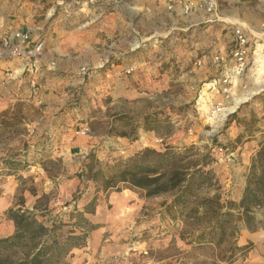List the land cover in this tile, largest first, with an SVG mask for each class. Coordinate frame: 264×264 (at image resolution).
<instances>
[{
  "label": "rangeland",
  "instance_id": "374dc122",
  "mask_svg": "<svg viewBox=\"0 0 264 264\" xmlns=\"http://www.w3.org/2000/svg\"><path fill=\"white\" fill-rule=\"evenodd\" d=\"M147 1L0 0L2 22H6L8 18L9 21L15 20V23L10 22L12 26L2 39L20 28L30 34L31 29L37 28L44 43L43 35L47 30L51 32L56 29L53 31L56 34L63 29L66 32L63 39L68 42L77 40L83 47L85 42L97 45L96 40L100 39L101 34L107 45L110 41H115L118 51L124 52L126 46L128 49L131 46L134 48L131 52L128 51V55L125 53L114 58L113 66L108 59L107 67L105 66L112 70L117 64L127 65L119 73L133 76L132 92L123 93L115 102L109 100L108 96L105 100H94L93 88H90V97L87 100L76 101L78 113L64 116L73 136L86 138L87 141L95 140V147L75 157L73 154L64 156V160L60 157L52 159L50 156L53 154L42 153L37 161L43 170L36 171L25 179L18 176L13 200L17 201L25 190L36 192L40 197L45 194L46 197L38 203L45 204L48 208L46 216L41 220L53 218L66 224L62 230H68L71 225L80 224L74 208L82 210L96 198L95 209L98 207L100 210L92 220H97L98 223L90 222L95 228H103L91 237L90 231L93 229L86 226L89 229L86 243L90 236L88 247L82 250L81 247L73 248L61 260L50 264H264V204H250L249 211L240 215H220L221 206L216 195L231 192L232 187L229 183L223 184L213 168L219 162L213 150L226 154L242 147L254 137L258 130L257 122L264 118L259 113L258 106L261 102L264 111V90L253 95L237 112L228 114L221 121L207 119L213 100L200 102L199 109L196 100L192 99L195 91L208 95L218 86L216 77L220 67L215 57H222L232 45L233 28H242L248 38L253 36V29L249 30L243 25H247L244 22L249 20L252 23L259 19L264 21V0H214L217 11L224 12L230 17L229 20L233 19V25L231 22L214 25L199 22L185 31L179 26L176 35L150 38L148 37L155 32L158 25L149 23L145 16ZM162 1L167 11L174 10L172 8L179 3L182 4L184 14L191 10L185 9L182 3L184 0H174L177 1L176 4L172 3L173 0ZM205 1L186 0V5L190 6L191 2L196 10L211 13L212 11L206 9ZM19 8L21 9L18 12ZM165 27L169 30L172 25ZM262 28L264 29V24ZM189 33L190 37L187 36ZM181 36L186 39H181ZM249 43L254 59L253 64H250L253 67L252 74L257 77L255 81H264V37L262 40H250ZM106 44L104 48L107 47ZM158 45L161 51L158 50ZM255 49L261 51L257 58ZM79 51L81 56L93 54V50L87 47ZM159 56L162 61L158 65ZM143 60H149L152 69L142 70ZM91 62L89 57L88 63L82 69L92 73L94 66ZM259 76L261 80H258ZM130 98H133L132 104L126 102ZM225 109L229 110L228 107ZM246 110L247 114L242 115V111ZM40 112V109L30 110L26 106L20 110V117L24 119L29 113L34 116ZM17 117L16 115V122ZM82 129H85V134L79 132ZM47 140L45 138L43 143ZM27 145L28 143H24L20 146L25 148ZM168 146L174 149L168 151L173 153L165 158L166 161L175 162L181 167L194 165L189 169L190 175L186 177L183 186L174 190L185 198L182 206L183 223L180 228L175 226L179 229L182 243L171 240L167 245H148L143 239L147 238L145 233L150 231L149 228L134 232L135 226L140 227L143 221H150L142 216L148 214L145 205L139 208L141 215L135 217L134 222L133 209L126 206L129 188L104 190L102 176H107L118 160L133 159L155 164L160 159L158 156L150 154L143 158L141 151L148 148L164 152ZM0 147L7 150L5 154L9 157L7 161L10 164L15 161L12 158H20L17 156L22 152L11 151L4 131L0 132ZM17 162L21 165L28 163L26 160ZM233 163L236 167L241 166L242 159L236 156ZM251 163L252 159L250 167ZM250 167L245 172L247 176ZM87 168L101 169L103 173L95 182L87 179L86 174L81 175L82 170L86 172ZM61 175L65 177V184L61 182ZM2 181L3 177L0 176V184ZM129 190L144 192L142 189ZM197 206H202L204 211H199ZM228 206L235 208L232 201H229ZM1 219L3 214L0 213V223ZM196 230L202 238L204 233H212L211 237L217 238L219 242L215 245L193 243ZM0 251L5 253L3 249Z\"/></svg>",
  "mask_w": 264,
  "mask_h": 264
},
{
  "label": "crops",
  "instance_id": "0c3cea01",
  "mask_svg": "<svg viewBox=\"0 0 264 264\" xmlns=\"http://www.w3.org/2000/svg\"><path fill=\"white\" fill-rule=\"evenodd\" d=\"M155 1L156 0L147 1V14L145 16L147 20H149V23L151 22L152 24L158 25L154 30L155 32L148 38L160 37L161 35L167 34L176 35V30L179 26L183 27L185 31L199 22H205V24L211 25L220 24V22H225V24L231 22L232 25L235 23L233 19L229 20L230 17H227L224 12L220 10L217 11L216 7L209 13L204 10H196L194 6H191L192 4L190 2L188 9L191 10L188 14H184L181 9V3L175 5L172 8L174 10L167 11L162 0ZM176 2L177 1L174 0L172 1L173 4H176ZM182 3L186 5L187 2L184 0ZM20 9L21 8L17 9V11L19 12ZM8 19L6 22H2V17H0V132L4 131V135L8 136V147H11V151L22 152L17 156L20 158L15 157L11 160L21 162L26 160L28 163L21 168L12 166L7 161L9 158L5 154L7 150L5 151L0 147V172H4V174L0 173V176L3 177V181L0 184V213L3 214V219H1L2 223H0V238L12 235L15 230L13 221L7 218L5 212L16 202V200H13V195L18 185L17 178L21 176L25 179L32 176L36 171L43 170L42 165L37 161L42 153L47 152L53 154L50 156L52 159H55L54 157H60L64 160V156L69 157V154H73L75 157V155H81L89 151L91 147H95L96 144H93L95 140L87 141L86 138L73 136L69 124L64 121V116H68V114L76 115L78 113L76 101L87 100V97H90V88H93L92 93L95 95L94 100H105V97L108 96L109 100H115V102L119 100L118 97L123 93L128 94L134 90V85L131 83L133 76L119 73V71L127 65L123 66L117 64L112 70L106 69L108 59L112 63L111 66H113L114 58L124 55L125 53L128 55V51L131 52L134 49L131 46L132 44L130 45L131 48L128 49V46H126V50L121 52L118 51L119 48L115 41H110L109 45H107L106 40L102 39L100 34V39L96 40L97 45H89L85 42V46L83 47L81 42L77 40L68 42L63 39L66 35L63 29L59 30L56 34H53V31H56V29H52L51 32L47 30L45 35H43L44 43L42 51L39 52L35 58H32L34 56L13 57L5 51L1 41L3 36L6 35L5 33L8 32L9 28L12 26L11 24L15 23V20L9 21ZM244 23L248 25H243L244 28H248L249 30L253 29V36H249L250 40L257 41L263 39L264 29L262 28V24H264V21H262V19L253 23L250 22V20ZM169 24L172 25V27L167 30L165 26ZM236 25H239V23ZM20 30L22 29L20 28ZM31 31L32 35L30 34V38L22 43L26 48L33 47L41 34L37 28H34V30L31 29ZM187 36L190 37L191 33ZM175 38L178 39V37ZM180 38L186 39L184 36ZM104 44H106L107 49L103 47ZM86 47L92 49L93 54H90V56H81L82 54L79 53V50L81 48L85 49ZM136 47H138V45ZM157 48L159 51L162 50L160 45H158ZM260 52L255 49L254 53H256V58L260 55ZM262 52H264V50ZM148 53L146 54L147 56ZM226 53L227 52L223 53V56ZM89 57L94 66L92 73L82 69V67H84L83 65L88 63ZM161 61L159 56L158 65ZM262 61L264 63V57ZM253 62L254 59L252 64ZM217 65L220 67V71L216 79L220 78L224 72L222 62H217ZM152 67L153 66L149 65V60H143L142 70H149L152 69ZM252 72L253 67L250 66L245 73L236 80L232 88L233 96L231 99L224 102V108L231 106L236 97L243 96L244 98L242 100L244 101L238 103L232 110H228V112H237L241 105L248 103L249 98L264 90V83H257L255 81L257 77L253 75ZM146 73H148V71H146ZM196 77L198 78V75H196ZM143 79H146V77ZM216 79L214 78V80ZM258 80H261V76L258 77ZM143 93L147 94L146 92ZM218 98H220V94L216 88H213L208 95L197 90L192 97V99L196 100L195 103L197 106L201 104L200 102L205 100H213L214 103ZM142 100H144V98ZM126 102L132 104L133 98H130ZM26 106H28L30 110L40 109L41 112L39 115L37 113L34 116L29 113L27 118L21 119L20 110ZM258 106L260 110L259 113L263 116L264 111H262L263 106L261 102H259ZM198 108L201 109L200 106H198ZM243 114H247V110L244 112L242 111V115ZM16 115L18 116L17 122ZM232 121H234V119ZM256 128H258V130L255 132L252 140L245 142L242 147H238L234 151L226 154L218 153L213 150V152L216 153V159L219 161L215 163L216 165L213 166V168L220 177L221 182L223 184L229 183L232 187L231 192L229 191L216 195V197H219L218 201L221 206L219 209L220 215H229V213L242 214L243 210L240 206V201L246 183L247 175L245 172L249 170L251 159H253L257 152L264 146V118H261L260 121L257 122ZM96 137L97 136H94V138ZM45 138H48V140L43 143ZM24 143H28V145L22 148L20 145ZM218 150H220V148H218ZM236 156L242 159L241 166L238 165L236 167V165H234L233 159H235ZM64 180L65 177L61 175V182H63V184H65ZM128 191V204L126 206L133 209L132 220L134 219V222L136 221L135 217L141 215L139 214V208L143 204L146 207L145 210H148V214H142V216L149 218L150 221H143L140 227L135 226L134 228L135 233L140 229L149 228L150 231L145 233L147 238L143 239L144 243L148 245L152 243L167 245V242L171 240L182 243L179 229L175 227L178 226L180 228L183 223L184 213L182 206L185 198L183 199L182 195L174 190L153 196H146L145 192L139 193L129 189ZM211 195L214 194L211 193ZM23 197L25 199V208L30 213L38 214L37 210H33V206L40 196L37 195L36 192L31 193L30 190H25ZM229 201L233 202L235 208L231 209L228 206ZM129 203L131 205H129ZM197 208L199 211H204L202 206L201 208L197 206ZM99 210L100 209L97 207L94 213L87 215L89 221H93L95 224L98 223L97 220L92 219L98 214ZM44 216L46 215H39V219L41 220ZM154 223L155 225L153 226ZM131 226H133V224ZM102 228L103 227H96L91 230L90 236L93 237L92 234L97 233L99 229ZM242 228L244 230L245 226L243 225ZM208 234L209 233H204L202 238L200 237L201 234H199V231L196 230L192 242L209 245H215L219 242L217 238L213 239L211 237L212 233L210 235ZM90 236L86 243L87 246L81 247V250L88 247Z\"/></svg>",
  "mask_w": 264,
  "mask_h": 264
},
{
  "label": "trees",
  "instance_id": "16d2710c",
  "mask_svg": "<svg viewBox=\"0 0 264 264\" xmlns=\"http://www.w3.org/2000/svg\"><path fill=\"white\" fill-rule=\"evenodd\" d=\"M173 149L174 147L168 146L164 152L148 148L141 151L140 155H143V158L150 154L158 156L160 159L155 164L133 159L118 160L110 168L109 174L102 176V188L104 190L115 188L117 191L121 187L142 189L146 196H153L182 187L186 177L190 175L189 169L194 165L181 167L175 162L166 161L165 158L173 153L168 151ZM11 165L24 167L27 163L21 165L20 162L14 161ZM250 168L240 201L243 213L249 211L250 204H264V149L257 152ZM82 173L86 174L87 179L96 182L103 171L87 168L86 172L82 170L81 175ZM45 197L43 194L33 206V210H37L38 214L30 213L25 208L23 196L6 211V216L13 221L15 230L12 235L0 238V249L5 251V253L0 251V264H50L61 260L73 248L84 246L89 229L95 228V225L86 218V214L94 213L96 198L87 203L82 210L74 208L80 224L76 223L68 230H62L66 224L61 221L53 218L39 219V215H44L48 210L47 205L38 204ZM86 226H89V229Z\"/></svg>",
  "mask_w": 264,
  "mask_h": 264
},
{
  "label": "built area",
  "instance_id": "2783aa9c",
  "mask_svg": "<svg viewBox=\"0 0 264 264\" xmlns=\"http://www.w3.org/2000/svg\"><path fill=\"white\" fill-rule=\"evenodd\" d=\"M205 5L208 11H213L216 3L214 0H206ZM184 7L185 9H188L187 5ZM232 32V45L228 49L227 53L220 58H215L217 61L222 62L224 72L223 75L218 78V86H216V90L220 94V98L212 104L207 116L208 121H221L228 114H230L228 110H225L224 102L231 99L233 95V85L236 80L245 73L253 61L251 45L249 43L250 40L247 34L238 26L233 28ZM29 38L30 33L27 30L15 31L12 32L10 36L2 39V46L5 51L13 57L35 56L41 51L43 41L39 37L33 47L26 48L22 45V43ZM79 132L81 134H85V129H82Z\"/></svg>",
  "mask_w": 264,
  "mask_h": 264
},
{
  "label": "bare ground",
  "instance_id": "6f19581e",
  "mask_svg": "<svg viewBox=\"0 0 264 264\" xmlns=\"http://www.w3.org/2000/svg\"><path fill=\"white\" fill-rule=\"evenodd\" d=\"M257 83H258V81H256ZM259 83H261V84H263L264 83V81H261V82H259ZM244 97H238V98H235L234 100H233V103L231 104V106H228V109L229 110H232L238 103H240V102H242ZM226 110V109H225Z\"/></svg>",
  "mask_w": 264,
  "mask_h": 264
}]
</instances>
